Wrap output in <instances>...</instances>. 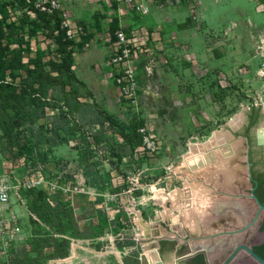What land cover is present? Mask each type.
<instances>
[{
	"label": "rangeland",
	"instance_id": "rangeland-1",
	"mask_svg": "<svg viewBox=\"0 0 264 264\" xmlns=\"http://www.w3.org/2000/svg\"><path fill=\"white\" fill-rule=\"evenodd\" d=\"M200 1L202 4L196 5L192 15L187 6L188 15L198 16V20L192 19L193 35L186 39L175 38L171 29L175 20L167 19L156 9L145 16L133 10H128L124 17L119 15L118 23L125 34L134 38L135 46L146 49L131 62L137 84L134 102L120 95L119 87L111 77L108 82L114 84L115 91L110 96L106 95L105 84L97 89L85 83L84 87L78 86L81 102L93 101L121 120H129L133 115L144 118L141 127L143 142L136 147L132 159L124 157L121 162H116L106 143L96 146L79 130L69 133L74 127L72 121L53 132L51 117L58 112L54 107L45 108V115L49 117L32 122L30 109L24 111L22 102L10 101L18 110L15 117L19 118V123L14 130L19 135L15 142L2 145L4 139L0 132V146H4L0 152V183L10 190L3 216H19V238L8 247L0 244V261L21 246L28 250L32 248L36 235L28 222L27 208L37 202L36 192L39 190L45 194V203L54 205L59 201L68 204L80 227L91 224L94 228L91 239H70L65 257L41 258L40 264H146L142 254L155 253V249H158L163 264H172V250L179 251L184 246L181 239L199 233L200 223L195 217L205 214L203 206L208 196L216 201L231 202L230 196L224 192L248 193L252 183L249 184L246 166L239 171L240 186L235 191L215 186V191H208L213 187L209 179L213 170L222 176L223 181H232L236 165H229L234 160L236 146L242 143L243 134L249 137L253 148H257L255 132L264 123V78L256 74L258 64L252 57L253 48L248 45L244 62L230 64L227 69L209 67L208 59L217 57L220 52L216 42L222 38L223 25L247 16L261 28L264 26V12L256 9L254 0ZM86 2L88 6L83 12H89V20L77 19L78 12L72 15L84 28L96 26V31L81 36V39H87L82 45H76L74 60L81 62L86 54H94L95 48H103L102 60L107 63L110 46L105 26H108L107 18L117 16L118 11L103 0ZM0 22L6 34L5 42L9 43L10 49L20 51L24 64L32 67L30 60L40 49L45 52L42 62L48 69L47 61L55 58L53 50L56 45L28 5L15 0H0ZM242 27H237L236 32L244 41ZM95 62L91 65L92 71L97 69L100 61ZM183 67L187 70L184 71ZM74 74L81 80L75 71ZM24 76V69H20L15 83ZM55 93V89L49 88L46 96L54 98ZM250 109L254 110L251 123ZM39 137L42 141L36 143ZM210 149L215 152L214 162H206L197 170L187 164L194 153H207ZM254 149L251 158L256 163L254 170L257 172L261 165L257 163L258 154ZM95 174L104 179L100 189L91 186ZM32 176H38L41 183L33 187L19 185ZM97 194H102L101 202L96 201ZM236 201L245 206L241 224L236 222L232 226L228 210L216 214L220 211L216 205L209 206L206 217L201 219L203 232L199 236L246 223L256 207L245 197L236 198ZM261 220L262 216L248 231L252 235V244L264 240V230L259 228ZM216 243L210 242L206 252L204 249V252L192 253L198 259L195 264H213L226 254V250L218 252ZM244 258L245 252L240 251L230 264H240ZM250 264L255 263L250 259Z\"/></svg>",
	"mask_w": 264,
	"mask_h": 264
},
{
	"label": "trees",
	"instance_id": "trees-1",
	"mask_svg": "<svg viewBox=\"0 0 264 264\" xmlns=\"http://www.w3.org/2000/svg\"><path fill=\"white\" fill-rule=\"evenodd\" d=\"M15 1L25 4L23 0ZM112 5L116 7L114 2H112ZM30 8L32 7L30 6ZM35 17L43 23L49 33L48 35L52 37L56 45L53 50L55 58L47 61L48 69L45 68V64L42 62V56L45 52L40 49L36 51L35 58L30 60L32 67H29V64H24L21 61L20 51L10 49L9 43L5 42L6 34L0 22V132L1 137L4 139L2 145L15 142L19 135V132L14 130L19 123V118L15 117L18 110L15 104L10 103L11 100L15 99L18 104L22 102L21 108L24 111L28 112L30 109V120L32 122L40 117H49L45 115V108L47 106L54 107L58 112L51 117L53 119L51 123L53 132L56 133L61 125H67V121H72L74 127H71L69 133L74 134L76 130H79L83 136L91 139L96 146H99L102 142L106 143L110 156L115 158L116 162H121L124 157L132 159L136 147L143 142L144 137L140 129L144 126V118L133 115L129 120H121L115 114L101 109L93 101L89 103L81 102L78 95V86L84 87L85 84L77 79L72 69L73 54L76 51V45H82L87 37L82 38L77 43L75 40L68 39L65 28L60 26L61 17L57 12L46 14L35 11ZM108 26L110 39L114 41L116 39L115 31L118 29V18L116 16L111 17ZM20 69H24L25 76L20 78L18 83H15ZM49 88L56 90L54 98L46 96ZM25 105H27V108L24 107ZM250 112V121L252 122L254 110L250 109ZM65 139L68 140V138ZM40 141H42L41 137L36 139V143ZM85 143L89 147V143L86 141ZM2 145L0 146V152L3 151L2 147L4 146ZM241 147L243 150L239 151V157L235 158L229 165H241V168L237 167L233 170L235 171V180L231 183H224L221 181L222 176L215 174L212 170L213 173L210 175L211 179L209 180L216 188H225L231 191L239 188V171L245 166L244 143ZM88 151L91 152L92 149L88 148ZM250 161H252L251 158ZM109 163L114 164L113 161H109ZM253 177L257 181L255 193L259 201L264 204V175L257 174ZM103 184L104 179L101 176L95 174L92 177L91 186L100 189ZM249 184L251 183L249 182ZM36 195L37 202L30 204L27 208L28 222L34 227V235H36L32 248L28 250L25 246H21L15 252L7 254L0 261V264H40L41 258H63L67 254L70 239L86 240L92 238L94 234L93 226L87 224L80 227L72 208L68 204L56 201L54 205H48L44 202L45 194L42 190L37 191ZM211 198L208 196V200L203 206L205 214L202 217H195L200 223L199 233L190 231L195 236L203 232L201 219L209 211V206L213 205ZM102 200V194H97L96 201L101 202ZM215 205L220 210L216 214L228 210L231 214L230 224L232 226V223L238 222V224H241L243 222L245 206H241L239 202L217 200ZM262 228H264V223ZM239 240L240 235H234L221 237V239L215 238L214 240H189L188 243L193 251H197L202 248L207 250L210 242L215 241V243L218 242L216 243L218 252L226 250L225 253L227 254ZM30 252H35V254H30ZM226 254L222 255L213 264L220 263ZM195 261L197 262L198 259L196 260L194 256L191 258L190 263L195 264Z\"/></svg>",
	"mask_w": 264,
	"mask_h": 264
},
{
	"label": "built area",
	"instance_id": "built-area-1",
	"mask_svg": "<svg viewBox=\"0 0 264 264\" xmlns=\"http://www.w3.org/2000/svg\"><path fill=\"white\" fill-rule=\"evenodd\" d=\"M26 5L31 6L30 10L35 14V11L53 14L57 12L61 17L60 26L65 28V34L68 39L80 41L81 36L86 33L85 28L74 22L68 15L66 4L70 0H23ZM256 9L264 12V0H254ZM117 5H121L129 10H133L138 15H148L150 5L157 7L174 6L181 0H110ZM188 10L192 15L195 13L197 0H186ZM109 35V34H108ZM115 40L107 39L110 49L107 64L110 66V76L113 78L119 87L120 95L134 102V94L137 89L136 80L134 77V68L131 65L132 60L137 58L141 51L146 49L135 46L134 38L127 36L121 24L118 23V29L115 31ZM252 57L257 61L256 74L260 78H264V27L262 28L255 46L252 51ZM143 132L142 129H140ZM41 183L38 176H32L21 181L19 185L22 187H33ZM10 198L9 187L0 183V244L3 247L13 245L19 238V216L12 214L9 217H4L3 212L7 209Z\"/></svg>",
	"mask_w": 264,
	"mask_h": 264
},
{
	"label": "crops",
	"instance_id": "crops-1",
	"mask_svg": "<svg viewBox=\"0 0 264 264\" xmlns=\"http://www.w3.org/2000/svg\"><path fill=\"white\" fill-rule=\"evenodd\" d=\"M95 1V0H94ZM107 6L110 7L112 3L110 0H103ZM202 2L200 0H197V7L201 5ZM182 5V6H180ZM87 2L86 0H70L66 4V9L68 12V15L70 18L80 24L79 20H84L87 19L89 20V12L85 11L83 12V9L86 8ZM196 7V8H197ZM169 8V9H168ZM158 10V13L160 14H165L167 19H173L175 20V25L171 26V29L174 30V37L178 39H183L187 38L189 35H193V31L191 27V23H193L194 18L198 20V16H189L188 15V10H187V5L185 0H181L180 3L175 4L174 6H163V7H157L154 5H150V11L151 10ZM116 10L118 11V19L120 18L119 15H122L123 17L127 14L128 10L127 8L117 5L116 4ZM79 13V17L75 20L76 16H73L72 14ZM83 12V13H82ZM199 15L201 17V14L199 12ZM243 15V14H242ZM110 18H107V25H109ZM155 17L152 19L154 21ZM190 19V20H189ZM120 20V19H119ZM203 22V21H202ZM203 27H207V25L203 22ZM160 26V25H159ZM223 31L222 38L218 39L216 42L217 47H219L220 52L218 53L217 57H213L212 59H208L209 67H216L218 69H227L230 64H237V63H243V56H244V51L245 47L248 45L249 48H254L255 43L258 39V36L262 30V28L254 22L250 20L249 17L246 16V19H239L236 21H232L230 25H223ZM243 26L241 30L244 31V34H242V39L245 38L244 41H241L240 35L237 34L236 30L237 27ZM104 27V26H103ZM106 29L108 30L109 26H105ZM86 32L88 35H92L96 31V26H85ZM109 34V33H108ZM230 38L232 41H230ZM110 45L108 44V47ZM103 49V48H102ZM100 50V48H95V53L94 54H86L83 61L79 62V60H74V71L76 75L86 84L89 85L90 87H93L94 89H97L99 87H102L104 84L106 85V95H111L115 91V86L114 84L108 82L110 79V71L111 68L107 63H104L102 58L105 55V50ZM110 49V48H109ZM95 55V56H94ZM96 59V60H94ZM96 61L95 64L97 65V69L92 71V62ZM175 63H178V60H174ZM183 67V70H187V68ZM185 73V72H184ZM112 78V77H111ZM113 79V78H112ZM110 84V85H109ZM210 186V185H209ZM211 187V186H210ZM209 188V187H208ZM214 186L212 187V190L209 189L208 191H215ZM213 196V195H212ZM230 200L236 201L235 197H229ZM216 199L213 197L211 198V203L214 206V202ZM229 201V200H228ZM195 236V235H191ZM199 236V235H197ZM224 237V236H223ZM217 238V237H216Z\"/></svg>",
	"mask_w": 264,
	"mask_h": 264
},
{
	"label": "water",
	"instance_id": "water-1",
	"mask_svg": "<svg viewBox=\"0 0 264 264\" xmlns=\"http://www.w3.org/2000/svg\"><path fill=\"white\" fill-rule=\"evenodd\" d=\"M264 124V123H263ZM262 125H260L255 132V138H256V144L259 146H264V136L262 134L263 128ZM250 124H248L246 126H249ZM226 127L229 128V130H231V127L229 126L228 123L225 124ZM244 145H245V151H244V159H245V166H246V174L248 177V180L250 182H252V187L249 189L248 193H237V194H232L229 192H224V195L226 196H230V197H235V198H240V197H245L248 198L250 200L253 201L254 205H255V211L253 213V216L250 218L249 221H247L246 223H244L242 226L240 227H236L233 229H229V230H221V231H217L211 234H208L206 236H191L189 235L188 238H182L181 239V244L184 245L179 251L177 250H172V253L170 255V259L173 261V263L175 262L174 259H178L187 255L191 254V250L189 248L188 245V241L189 240H193V241H201L203 239H211V238H215V237H223V236H233L235 234H239L242 232L247 231L248 229L252 228L258 221L261 213L264 211V204H262L259 199L257 198V196L254 193V189L257 185V182L252 178L251 176V163L249 161V143H248V138L246 135H244ZM175 237V236H174ZM240 250H244L249 256H251L254 260L258 261L261 264H264V260L259 257L252 249L250 246H248L245 243H238L236 245H234L231 250L229 251V253L221 260L220 263L218 264H229L235 257V255L240 251ZM154 252L157 254L158 258H157V262H155V264H163L161 259V256L158 252V249H155ZM147 254H142V258L145 259L146 264H152L147 256ZM149 261V262H148ZM172 263V264H173Z\"/></svg>",
	"mask_w": 264,
	"mask_h": 264
},
{
	"label": "flooded vegetation",
	"instance_id": "flooded-vegetation-1",
	"mask_svg": "<svg viewBox=\"0 0 264 264\" xmlns=\"http://www.w3.org/2000/svg\"><path fill=\"white\" fill-rule=\"evenodd\" d=\"M250 114H251V112H249ZM250 116V115H249ZM251 118L249 117V123H251ZM248 138V137H247ZM244 143V134L242 135V143L240 144V145H238V146H236V151H235V157H234V159L235 158H238L239 157V151H241V150H243V148L241 147L242 146V144ZM248 143H249V161H250V158H251V155H252V153H253V145L251 144V141H249V138H248ZM255 145H256V149H254L256 152H257V154H258V164H260L261 165V168L259 169V171H255L254 170V168H255V162H252V161H250V163H251V176H252V178L254 179V177H253V175L255 176V175H257V174H263L264 175V146H259V145H257L256 144V138H255ZM244 151H245V149H244ZM252 159V158H251ZM241 165H239V166H236V168L238 167V168H241L240 167ZM235 168V169H236ZM253 172H254V174H253ZM233 180H235V171H233V179H232V181ZM255 180V179H254ZM221 181H223L222 179H221ZM232 181H229V182H225V181H223L224 183H231ZM256 181V180H255ZM250 182V181H249ZM257 182V181H256ZM252 183V182H251ZM256 188H257V185H256V187H255V189H254V193H255V190H256ZM255 195H256V193H255ZM257 196V195H256ZM258 198V197H257ZM252 201V200H251ZM253 216V215H252ZM260 216H262V220H261V223H260V226H259V228L260 229H262V230H264V228H262V226H263V223H264V211H263V214L262 215H260ZM260 218V217H259ZM250 220V219H249ZM248 220V221H249ZM257 223H258V221H257ZM242 226V225H241ZM251 229V228H250ZM248 231H249V229L247 230V231H245V232H242V233H239V234H235V235H240V240L238 241V243H245V244H247L248 246H250L251 247V249L259 256V257H261L263 260H264V240H262V241H260L259 243H255V244H252V235L250 234L249 235V233H248ZM234 236V235H233ZM246 239V240H245ZM238 243H236V244H238ZM235 244V245H236ZM231 250V249H230ZM229 250V251H230ZM240 251H243V252H245L244 250H240ZM239 251V252H240ZM238 252V253H239ZM229 253V252H228ZM227 253V254H228ZM237 253V254H238ZM226 254V255H227ZM237 254L235 255V257L237 256ZM225 255V256H226ZM235 257H234V259H235ZM248 258H249V260H248ZM233 259V260H234ZM245 260H243V261H241L240 262V264H250V259L255 263V264H261V263H259L258 261H256V260H254L251 256H249L246 252H245V258H244ZM191 260V259H190ZM190 260L188 261L189 263H190ZM232 260V261H233ZM231 261V262H232ZM230 262V263H231ZM229 263V264H230ZM191 264V263H190Z\"/></svg>",
	"mask_w": 264,
	"mask_h": 264
},
{
	"label": "bare ground",
	"instance_id": "bare-ground-1",
	"mask_svg": "<svg viewBox=\"0 0 264 264\" xmlns=\"http://www.w3.org/2000/svg\"><path fill=\"white\" fill-rule=\"evenodd\" d=\"M262 128H263V131H262V134H263V136H264V124H263V126H262ZM212 149V148H211ZM210 149V150H211ZM217 154V153H216ZM215 159H216V156H215V152L214 151H209V152H207V153H200V152H196V153H194L193 155H191V158H189V162L187 161V164H189V166H191L193 169L194 168H196L195 170H197V168H202V167H204L205 166V164H206V162H207V164L208 163H211V162H214L215 161ZM190 162H191V164H190ZM189 168V167H188ZM191 168V169H192ZM194 170V171H195ZM188 245H189V243H188ZM189 248H190V250H191V254L190 255H187V256H184V257H181V258H178V259H174L175 260V262L173 263V261H172V263L173 264H190L188 261L191 259V258H193L194 256H192V253H195V252H197V251H193V249L191 248V246L189 245ZM200 250L202 251V252H204V248H202V249H199V251L198 252H200ZM149 251V250H148ZM205 252H206V249H205ZM147 255V258H148V260L152 263V264H155V262H157V258H158V256H157V254H155V253H149V252H147L146 253ZM206 259V258H205ZM161 260V259H160ZM148 261V262H149ZM162 263H163V261H162ZM205 263V262H204ZM206 264V263H205Z\"/></svg>",
	"mask_w": 264,
	"mask_h": 264
}]
</instances>
